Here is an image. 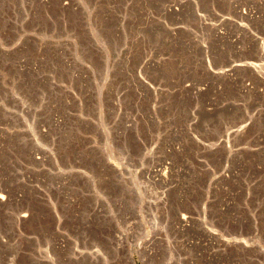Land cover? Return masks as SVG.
<instances>
[{"label":"rangeland","instance_id":"1","mask_svg":"<svg viewBox=\"0 0 264 264\" xmlns=\"http://www.w3.org/2000/svg\"><path fill=\"white\" fill-rule=\"evenodd\" d=\"M263 90L264 0H0V264H264Z\"/></svg>","mask_w":264,"mask_h":264},{"label":"bare ground","instance_id":"2","mask_svg":"<svg viewBox=\"0 0 264 264\" xmlns=\"http://www.w3.org/2000/svg\"><path fill=\"white\" fill-rule=\"evenodd\" d=\"M234 68V67H233ZM264 91V90H263ZM156 172V171H155ZM159 172V171H158ZM0 198L2 199L3 197L2 196H0ZM1 208V207H0ZM6 209V208H5ZM184 221V220H183ZM185 222V221H184Z\"/></svg>","mask_w":264,"mask_h":264}]
</instances>
